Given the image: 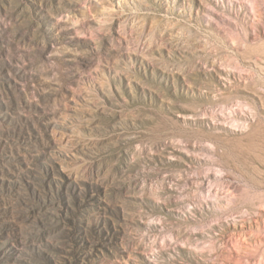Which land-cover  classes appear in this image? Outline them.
<instances>
[{
  "label": "rangeland",
  "instance_id": "rangeland-1",
  "mask_svg": "<svg viewBox=\"0 0 264 264\" xmlns=\"http://www.w3.org/2000/svg\"><path fill=\"white\" fill-rule=\"evenodd\" d=\"M0 264H264V0H0Z\"/></svg>",
  "mask_w": 264,
  "mask_h": 264
}]
</instances>
